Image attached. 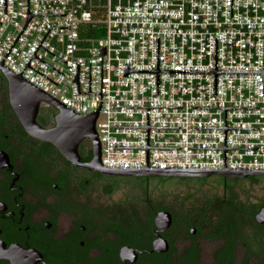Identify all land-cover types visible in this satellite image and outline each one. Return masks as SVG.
Wrapping results in <instances>:
<instances>
[{
  "label": "built area",
  "instance_id": "2783aa9c",
  "mask_svg": "<svg viewBox=\"0 0 264 264\" xmlns=\"http://www.w3.org/2000/svg\"><path fill=\"white\" fill-rule=\"evenodd\" d=\"M0 0V61L76 112L98 109L101 95L79 93L73 79L79 63V90L101 92L95 127L105 166H146L145 127L150 107L148 165L152 167L226 166L264 168V94L262 73L156 72L124 74L130 69L213 70L217 37L218 70H263L264 0ZM66 26V27H56ZM51 27V28H50ZM50 28V29H49ZM49 30V31H48ZM48 31V32H47ZM47 33V34H46ZM46 34V36H45ZM45 36V37H44ZM44 37V39H43ZM43 39V40H42ZM42 40V42H41ZM41 42L43 47H38ZM38 47V48H37ZM37 48V49H36ZM51 52H49V51ZM58 57H57V56ZM60 57V58H59ZM63 59V60H62ZM64 60H67L65 62ZM61 72H60V71ZM64 74H63V73ZM220 147V148H192Z\"/></svg>",
  "mask_w": 264,
  "mask_h": 264
},
{
  "label": "flooded vegetation",
  "instance_id": "af4514ba",
  "mask_svg": "<svg viewBox=\"0 0 264 264\" xmlns=\"http://www.w3.org/2000/svg\"><path fill=\"white\" fill-rule=\"evenodd\" d=\"M3 76L0 240L7 254L0 264H264L263 174L224 177L206 205L176 208L167 203V182L184 177L106 174L30 134ZM58 113L42 101L36 121L52 128ZM78 154L92 161L89 137Z\"/></svg>",
  "mask_w": 264,
  "mask_h": 264
},
{
  "label": "water",
  "instance_id": "95a60500",
  "mask_svg": "<svg viewBox=\"0 0 264 264\" xmlns=\"http://www.w3.org/2000/svg\"><path fill=\"white\" fill-rule=\"evenodd\" d=\"M28 3H29V0H27L26 23L21 29L15 41L13 42L12 46L14 45L19 35L21 34V32L23 31V29L25 28V26L27 25V23L29 22V20L34 14H67V13H31L29 11ZM4 12L5 13L7 12V0H4ZM231 16H232V0H231ZM56 27H66V26H56ZM41 42L39 43L38 47H43ZM12 46L10 47V49L12 48ZM35 52L36 50L34 51L32 56H36L39 59L43 60L42 58L37 56ZM99 52L101 54V92L90 91V76H89V91L83 92L79 90V63H77V73H76L75 78L73 79L74 81H76L78 85L79 93H97L101 95V102H100L98 109L88 112L86 114H80L76 112L75 110H73L72 108H70L63 102L59 101L58 99H56L55 97H53L52 95H50L49 93H47L46 91H44L43 89L36 86L35 84H33L32 82H30L29 80H27L26 78L22 76L21 73L24 70V68H26L27 66L32 67L30 66V63H29L32 56L30 57L26 65L24 66L23 70L18 73L14 72L10 68H8L6 65H4L3 60L7 54L4 56V58L0 61V71L2 72V74L5 76V78L8 81L11 104L14 110L16 111L17 115L21 119L23 126L28 130L30 134L42 140L51 141L59 148V150L70 161L74 162L75 164L82 165V166H85V167H88V168H91L97 171H101L106 174L118 173V171L120 170H124V171L133 170L138 175H166L169 177H208V176L215 175V174H219L225 177H245L249 174H263L264 175V168H228L226 166L227 149L228 148H243V147H227L226 145L227 129L228 128H257L259 129V127H227L226 125V109L227 108H255V107H238V106H193V107H223L225 108L224 126H196V127H221L224 129L225 145L224 147H222V149L224 150V166L221 168H200V167H152L148 165V150L150 148L152 147L181 148V147H172V146H150L149 145L148 142H149L150 127H180L181 128V126H151L149 124V108L150 107H181V106L115 105V106H138V107L147 108V124L146 125H114V127H145L147 129V144L145 146H117V147H144L146 148V166H143V167L105 166L100 158L101 142H100V139L96 131V127H95L96 119H97L98 113L100 111L101 103H102V55L105 53V46H99ZM217 53H218L217 37H215V65H214L213 70H161L159 69V37H157V67L156 69H130L128 63H124L123 76H128L129 72H156L157 73L156 87H157V94H159V74L160 72H212L214 73L215 94H217V74L218 73H224V72H227V73L228 72L262 73L263 74V94H264V53H263V70L261 71L218 70L217 69ZM43 61L46 62L45 60ZM64 61L67 62V60H64ZM46 63L49 64L48 62ZM38 72L41 73L40 71ZM41 74L44 75L43 73ZM44 76L47 77L46 75ZM47 78L51 80L52 82L57 83L53 81L52 79H50L49 77ZM42 101L53 104L59 110V113L56 118V125L49 129L42 127L36 121L39 104ZM85 137H89L91 139L92 146H93V153H94L92 161L87 164H84L81 162L80 156L78 154L79 143ZM192 148H220V147H192ZM167 218H168L167 223L169 224L171 222V215L169 213H167ZM260 220H262V218H260ZM6 254H7V251L5 249V246L0 240V257H6Z\"/></svg>",
  "mask_w": 264,
  "mask_h": 264
},
{
  "label": "rangeland",
  "instance_id": "374dc122",
  "mask_svg": "<svg viewBox=\"0 0 264 264\" xmlns=\"http://www.w3.org/2000/svg\"><path fill=\"white\" fill-rule=\"evenodd\" d=\"M217 189L219 186L215 181L201 185L197 182L170 179L167 182V203L176 208L204 206L208 199L215 195Z\"/></svg>",
  "mask_w": 264,
  "mask_h": 264
},
{
  "label": "trees",
  "instance_id": "16d2710c",
  "mask_svg": "<svg viewBox=\"0 0 264 264\" xmlns=\"http://www.w3.org/2000/svg\"><path fill=\"white\" fill-rule=\"evenodd\" d=\"M1 76H3V74L0 72ZM4 77V76H3ZM225 176L219 175V174H215V175H211L208 177H184L181 178L182 180L185 181H190V182H197L199 184H206L210 181H218V180H223Z\"/></svg>",
  "mask_w": 264,
  "mask_h": 264
}]
</instances>
